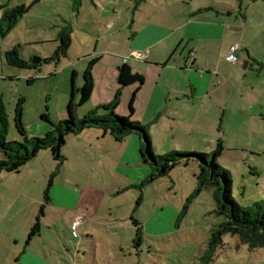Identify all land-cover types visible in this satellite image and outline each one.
Here are the masks:
<instances>
[{
	"label": "crops",
	"instance_id": "crops-1",
	"mask_svg": "<svg viewBox=\"0 0 264 264\" xmlns=\"http://www.w3.org/2000/svg\"><path fill=\"white\" fill-rule=\"evenodd\" d=\"M258 1L88 0V11L92 13L94 9L101 15L97 23L104 33L97 30L95 46L77 54L75 59L68 58L70 52L76 51L71 40L66 55L53 60L58 65L62 63L59 73L66 78L62 87H47L46 94H53L55 104L53 109H49L50 123L55 125L67 117L69 74L76 73L75 88L79 89L82 73L88 63L96 59L92 67V93L89 101L77 111L78 117L97 112L100 107L117 99L115 113L147 126L151 146L154 138L165 137L166 133L173 131L205 136L203 139L211 143L221 140L223 148L225 144L235 146L229 140L242 135V130L243 133L249 128L253 130L255 119L264 120V91L259 87L264 74V59L261 57L264 50L259 47L264 43L256 38L257 30L264 29V16L260 14ZM257 15L261 16L257 18ZM77 16H80L79 12ZM56 43L52 51L42 52L37 47L40 41L27 39L24 45H3L0 54L4 56L6 52L15 50L30 63L29 68L23 69L26 71L24 75L19 74L17 78L25 79L26 84L30 80L29 85H33L42 79L35 74L40 64L53 62L48 59L57 51L58 40ZM232 45L240 48L235 64L224 60ZM36 57L41 59V63L34 65L31 61ZM123 65L129 67L132 75L142 79L140 85L120 87L118 70ZM201 68L206 72L201 73ZM59 73L49 72L46 81L55 80ZM2 78L16 79L11 74ZM131 100L132 113L129 110ZM48 129L49 126L38 123L30 131L26 130V134L28 137L41 136ZM78 135L68 136L65 145ZM87 137L86 140L78 138L72 142L80 150L87 147L81 144L88 143L89 147H96L94 153L101 155L99 158L106 160L111 156L110 159L123 163L126 169L146 167L149 174L148 166L140 161L138 137L129 135L120 142L100 132H88ZM239 144L238 141L236 146ZM79 154L80 159L90 158V162L86 159L83 162L89 164L88 167L83 166L84 173L80 175L83 186L91 183L103 185L104 176L94 172L97 163L87 151H79ZM55 165L49 152H40L17 173L0 175V264H58L60 253L57 256L44 252L38 246L42 240L48 244L58 243L61 223L70 233V224L76 216L83 217V223L78 227L81 228L82 242L93 238L86 224L92 208H81V196L77 199L74 196L77 194L74 191L81 188L73 186L72 189L59 190L53 187L52 192H48V202L44 201V188ZM46 211L56 218L51 223L44 221ZM90 213L95 214V211ZM36 221L39 233L27 242ZM72 237L80 239L78 229ZM5 250L9 253L2 255ZM53 259L55 263L49 262Z\"/></svg>",
	"mask_w": 264,
	"mask_h": 264
},
{
	"label": "rangeland",
	"instance_id": "rangeland-1",
	"mask_svg": "<svg viewBox=\"0 0 264 264\" xmlns=\"http://www.w3.org/2000/svg\"><path fill=\"white\" fill-rule=\"evenodd\" d=\"M71 2V0H0V6L34 4L6 37H0V47L15 46L17 43L24 45L28 39L40 41L37 47L42 52H50L57 44L59 31L66 24L71 26L70 38L73 49L76 50L70 52L69 59H75L77 54L86 51L88 47H94L98 39L97 30L101 31V34L104 33L102 26L100 28L97 23L101 15L94 9L90 13L88 0H83L78 11L80 16L76 18L71 10ZM258 6L261 9L260 14L264 16V0H259ZM126 12L124 9V14ZM1 14L0 10V17ZM260 16L257 15V18ZM258 21L261 22L260 19ZM256 34V38L264 43V29L257 30ZM259 48L261 51L264 50V45ZM262 55L264 59V54ZM61 65L62 63L58 65L54 61L40 64L35 74L37 77H42L41 81L36 80L33 85H29L26 84L25 79L17 78L26 71L9 67L5 63L4 56L0 54V98L8 118L7 141L19 140L12 120L13 107L17 99H24L23 125L27 131H30L34 125L36 127L38 123L41 124V114H50L49 109H53L55 104L53 94H46L47 87L54 89L64 86L66 75L64 77L59 73ZM52 71H56L59 75L49 83L45 77ZM8 74L16 79L2 78ZM262 76L259 87L264 91V74ZM70 77L71 74L68 80L69 92ZM82 117L84 116L79 118ZM252 126L253 130L249 128L244 133L242 130L240 131L242 135L229 140V143L235 146L225 144L223 154L217 159L218 164L230 172L232 196L242 206L250 205L252 201H264V120L255 119ZM88 132L102 134L98 129L85 130L80 136L72 137L67 141L63 149L67 161L58 168L55 165L50 173V175L53 172L56 174L52 178L48 192H52L53 187L59 190L72 189L73 186L81 188L77 189L78 192L74 191L76 195H70H74L76 199L81 196L80 207H91V211H95V214L88 212L89 219L86 223L88 230L93 233V238L82 242L81 228H78L80 239H75L72 237L74 233L66 231L61 223L62 233L58 243L48 244L44 240H39L41 242L38 246L44 252H52L57 256L60 253L58 264H264V249L250 251L236 236L230 234L222 235L221 244L207 260L206 250L211 234L218 229L223 219L215 213L216 206L210 190L195 192L197 167L194 163L188 162L187 165L183 162L179 163L168 176L151 183H144L149 175L146 167L126 169L123 163H118L114 158L110 159L111 156H107L109 158L106 160L99 158L101 155L97 156L94 153L96 147L91 148L88 143L81 144L87 146L81 147L82 150L77 144H73L72 140L78 138L86 140ZM43 136L44 134L33 137ZM203 138L190 132L173 131L166 133L165 137L154 138L152 148L156 156L173 151L211 153L216 141L211 143ZM237 140L241 143L239 146H236ZM83 150L87 151L93 162L97 163L94 172L98 176H104L103 185L97 186L91 183L85 187L81 183L83 166L89 165L83 164L84 159L90 162V158H79V151L83 152ZM107 152L110 153L109 150ZM46 186L47 184L44 192ZM137 202L139 204L135 207ZM184 205L187 206L186 213L177 223ZM55 219L46 211L45 223H51ZM131 219L140 225L143 232L137 247L132 246L136 228L132 225ZM8 253L9 250H5L2 255ZM50 261L55 263L54 259Z\"/></svg>",
	"mask_w": 264,
	"mask_h": 264
},
{
	"label": "trees",
	"instance_id": "trees-1",
	"mask_svg": "<svg viewBox=\"0 0 264 264\" xmlns=\"http://www.w3.org/2000/svg\"><path fill=\"white\" fill-rule=\"evenodd\" d=\"M71 10L76 15L81 6L82 0H71ZM30 5L24 4L10 7L8 5L0 6L2 11L0 17V37H6L16 26L19 19L25 15ZM70 33L71 26L66 24L58 33V47L52 58L53 61L60 55H66L71 45ZM5 63L16 69H27L31 65L23 60L15 50L4 54ZM47 61V60H45ZM96 59L91 60L85 71L81 75V87L75 88V79L77 75L72 73L70 78L71 91L67 103L66 119L53 125L50 123L46 113L41 114L40 123L49 126L43 137H28L24 128L23 104L24 99L19 98L15 102L13 111V124L19 136V140L7 141L8 118L0 98V175L5 173H17L26 163L31 161L42 151L49 152L57 168L65 161L62 155V149L65 140L70 135H78L85 130L98 129L103 135H108L114 141L120 142L124 137L134 135L139 139V157L140 161L147 165L150 172L144 183H151L156 179L168 176L169 172L179 163L192 162L197 167L196 190H210L213 201L215 202V213L223 221L217 230L213 231L206 250L207 260L211 258L215 248L221 244V237L224 234L236 236L248 250L264 249V201L251 202L250 205L242 206L232 196V178L230 172L223 169L217 162V159L223 153L221 140L216 141L214 150L211 153H192L173 151L165 155L156 156L151 146L148 135V127L139 123H134L128 117H121L115 113L117 99L110 105L100 107L97 112H91L84 117L79 118L77 111L85 105L92 93V67ZM118 84L124 87L131 84L142 83V79L132 75L127 65H123L118 70ZM28 80V84H30ZM78 95V97H76ZM130 101L129 110L132 113ZM57 171V170H56ZM56 173H52L47 181L44 192V201L48 202V191L52 185V178ZM188 202V201H187ZM138 202L135 207L138 206ZM187 206L184 205L177 223L185 215ZM132 225L136 228L135 237L132 246H139L142 238V229L140 225L131 219ZM176 223V224H177ZM39 223L36 221L28 234V240L38 235Z\"/></svg>",
	"mask_w": 264,
	"mask_h": 264
},
{
	"label": "built area",
	"instance_id": "built-area-1",
	"mask_svg": "<svg viewBox=\"0 0 264 264\" xmlns=\"http://www.w3.org/2000/svg\"><path fill=\"white\" fill-rule=\"evenodd\" d=\"M240 48L238 45H232L229 50L227 55L225 56L224 60L230 64H235L238 61V54H239ZM201 73H205L206 69L201 68L200 69ZM83 223V217L82 216H76L72 223H71V231L76 235V230L78 227Z\"/></svg>",
	"mask_w": 264,
	"mask_h": 264
},
{
	"label": "water",
	"instance_id": "water-1",
	"mask_svg": "<svg viewBox=\"0 0 264 264\" xmlns=\"http://www.w3.org/2000/svg\"><path fill=\"white\" fill-rule=\"evenodd\" d=\"M32 64L34 65H37V64H40L41 63V59L40 58H34L32 61H31ZM246 66L243 67V69H245Z\"/></svg>",
	"mask_w": 264,
	"mask_h": 264
}]
</instances>
